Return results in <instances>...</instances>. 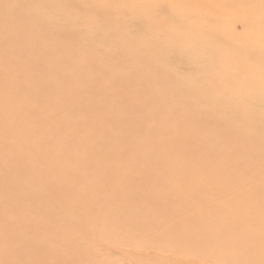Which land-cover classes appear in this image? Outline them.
Listing matches in <instances>:
<instances>
[{"label":"rangeland","instance_id":"1","mask_svg":"<svg viewBox=\"0 0 264 264\" xmlns=\"http://www.w3.org/2000/svg\"><path fill=\"white\" fill-rule=\"evenodd\" d=\"M116 1L32 21L0 0V264H264V130L236 117L264 118V70L232 65L263 47L255 0L228 22L172 0L131 31L153 0Z\"/></svg>","mask_w":264,"mask_h":264},{"label":"bare ground","instance_id":"2","mask_svg":"<svg viewBox=\"0 0 264 264\" xmlns=\"http://www.w3.org/2000/svg\"><path fill=\"white\" fill-rule=\"evenodd\" d=\"M18 1V8L20 11L24 12L25 9L30 8L31 6H34L36 8L35 14H31L28 16V18L32 21L37 20L38 21V16L37 15H44L50 18L55 19L56 21H59L56 18L62 19V15L65 14V11L69 8L67 6L72 5V8L74 7L76 10H79L78 12H83V11H93L97 16L99 17H112L113 13L110 11L113 7L116 5L120 7V11H125L126 10V5L123 3L117 2L116 0H17ZM126 1V0H125ZM142 1H149V0H142ZM174 2H177L179 0H173ZM206 3L207 5L213 4L212 2L215 3V6L212 8L213 13H218L220 14V18L224 19V21L228 22V18H225L224 15L227 12V7L229 5L234 4V1L230 0H202L198 1L194 0L193 3H188L182 4V12L180 14H184V12L191 11L190 7H197L196 5H202V3ZM252 6L254 7L253 10H257L256 14H251L249 16H240L239 19L242 22H245L249 25L248 27V32L249 31H256V32H263L264 35V0H255L252 1ZM186 5V6H185ZM193 5V6H190ZM87 10H85L86 8ZM141 4L139 2H136L134 4L135 9H137L136 14L134 15L133 19L130 21H127L125 23L126 28L128 31L133 30L134 25L138 24L139 26L145 25L146 24V16L145 13L152 11V12H160L164 13V11H168L167 9L169 7H172V0H153L152 4L149 6L148 9L146 8H141ZM73 8V9H74ZM66 9V10H65ZM90 11V12H91ZM28 12V10H27ZM211 13L210 11H208ZM80 13V15H81ZM92 13V12H91ZM210 15V14H208ZM194 17V16H192ZM27 18V17H26ZM81 19V18H80ZM171 19V18H170ZM174 19V18H173ZM235 19V18H234ZM204 21V20H203ZM140 22V23H137ZM169 22V21H168ZM175 22V21H174ZM178 22V21H177ZM116 27H121L123 26L122 24L118 26V24H114ZM105 26V25H104ZM113 26V25H112ZM124 26V27H125ZM136 26L135 28H137ZM149 32V31H148ZM143 33V32H142ZM185 31L182 32V30H176L174 31V36L177 38H180L181 35H185ZM194 34L196 32H193ZM40 36V35H38ZM40 38V37H39ZM262 41V46L260 48H250L245 45H241L234 49L233 51V56L236 61H232V65L234 66H242L245 70L249 71V74L251 76V81L254 82L255 85L259 84V80L261 78L258 76L259 72H262L264 70V39ZM140 44L135 45L136 49H139ZM257 50V56H255L254 51ZM245 51V52H244ZM175 53H178V56H184V52L179 55V50L175 49ZM34 55V54H33ZM253 58L251 61H249V57ZM176 56V55H175ZM26 59V58H25ZM256 59H259V61H254ZM36 60V59H35ZM177 58L174 59L176 61ZM13 63V62H12ZM188 66V65H187ZM194 66V65H193ZM233 66V67H234ZM213 68V67H212ZM194 71V70H193ZM261 83L264 85V81L260 80ZM263 81V82H262ZM150 84V83H149ZM264 93V88L262 90ZM154 94V93H153ZM258 94L255 91H251L247 94V100L251 101V99L257 97ZM262 98H255V100H261ZM81 100V99H80ZM84 102V101H83ZM255 109L251 110L250 112L245 111H239L236 114V117L241 119L243 118V122L239 123L241 132H247L248 130H251L254 128L256 132H259L260 130H264V118L261 116H258L256 113V109L260 107V104L255 103V105H252ZM84 110V109H83ZM94 110V109H93ZM117 110V109H116ZM177 111V110H175ZM134 114V113H133ZM144 114V113H143ZM218 115V114H217ZM153 117V116H152ZM155 117V116H154ZM153 117V118H154ZM119 118V117H117ZM121 118V117H120ZM156 118V117H155ZM95 124V123H94ZM105 124V123H104ZM238 125V126H239ZM110 126V125H109ZM258 139L261 140L264 138L262 134L257 133ZM93 136V135H92ZM93 140V139H92ZM239 144H237L238 146ZM165 146V145H164ZM107 147V146H106ZM110 147V146H109ZM107 149V148H106ZM137 149V148H136ZM97 150V149H96ZM104 150V149H102ZM108 150V149H107ZM134 150V149H133ZM243 150V149H242ZM92 151V150H91ZM130 151V150H129ZM198 151V150H197ZM244 151V150H243ZM98 152V151H97ZM94 153V152H93ZM105 153V152H104ZM127 153V152H126ZM212 154V153H211ZM105 155V154H104ZM116 155V154H115ZM255 155V154H254ZM117 156V155H116ZM92 157V156H91ZM254 161H264V153H261V156L255 158ZM117 164V163H116ZM257 164V163H256ZM260 169V165H257ZM264 169V168H263ZM149 170V169H148ZM153 171V170H151ZM90 172V171H89ZM88 172V173H89ZM130 174V173H129ZM105 175V174H104ZM125 176V175H124ZM134 176V175H133ZM179 176V175H178ZM87 177V176H86ZM83 178V177H82ZM199 179V178H198ZM93 180V179H92ZM148 180V179H146ZM92 182V181H91ZM186 182V181H184ZM74 183V182H73ZM78 183V182H77ZM82 183V182H81ZM166 183V182H165ZM169 183V182H168ZM167 183V184H168ZM78 185V184H77ZM83 185V184H82ZM169 185V184H168ZM172 185V184H171ZM89 186V185H88ZM206 186V185H205ZM254 190V189H253ZM17 204V203H16ZM138 205V204H137ZM77 212V211H76ZM79 212V211H78ZM152 212V210H151ZM264 213V209L262 210ZM136 217V216H135ZM153 217V216H152ZM229 217V216H228ZM139 218V217H138ZM134 219V218H132ZM159 219V218H158ZM178 219V218H177ZM259 219V218H258ZM8 220V219H7ZM261 220V219H260ZM170 221V220H169ZM257 221V220H256ZM121 222V221H120ZM119 222V223H120ZM150 222V221H149ZM236 222V221H235ZM148 223V222H147ZM248 223V222H247ZM117 224V223H116ZM163 224V223H162ZM208 224V223H207ZM210 224V223H209ZM238 224V223H237ZM252 224V223H251ZM113 225V224H112ZM120 225V224H119ZM122 225V224H121ZM192 228L195 227L196 225L194 224V220H192V224L190 225ZM249 226V225H248ZM259 226V225H258ZM9 228V227H8ZM112 228V227H111ZM262 229L255 231V232H263L264 233V226L261 227ZM10 229V228H9ZM109 230V229H108ZM217 231V230H216ZM224 231V230H223ZM107 232V231H106ZM106 235V234H105ZM247 235V234H246ZM9 236V235H8ZM138 236V235H137ZM136 238V237H134ZM148 238V237H147ZM242 239V238H240ZM90 241V240H89ZM19 242V241H18ZM131 243V242H130ZM92 245V244H91ZM90 245V246H91ZM175 249V248H174ZM15 251V250H14ZM46 253V252H45ZM108 254V253H107ZM20 257V256H19ZM88 258V257H87ZM23 261V260H22Z\"/></svg>","mask_w":264,"mask_h":264}]
</instances>
